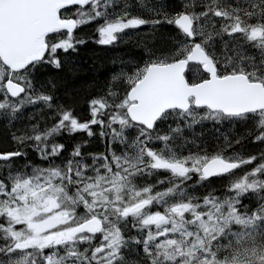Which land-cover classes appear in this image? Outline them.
I'll return each mask as SVG.
<instances>
[{
  "label": "snow or ice",
  "instance_id": "snow-or-ice-1",
  "mask_svg": "<svg viewBox=\"0 0 264 264\" xmlns=\"http://www.w3.org/2000/svg\"><path fill=\"white\" fill-rule=\"evenodd\" d=\"M0 145V264H264V0H0Z\"/></svg>",
  "mask_w": 264,
  "mask_h": 264
},
{
  "label": "trees",
  "instance_id": "trees-1",
  "mask_svg": "<svg viewBox=\"0 0 264 264\" xmlns=\"http://www.w3.org/2000/svg\"><path fill=\"white\" fill-rule=\"evenodd\" d=\"M94 24L93 25H88L86 27L82 28V33H87L89 36L94 35L93 31ZM104 46L96 45L94 44L91 40H89L88 45L86 47L81 48L80 56H79V61L81 64H83L85 67H91L93 62L95 61L97 64H99L102 60L104 59H110L113 55H118L119 53H112V52H105ZM99 57L100 59L97 60L96 58ZM93 145L96 144V141L92 142ZM103 145L100 146V149ZM249 150V149H248Z\"/></svg>",
  "mask_w": 264,
  "mask_h": 264
},
{
  "label": "rangeland",
  "instance_id": "rangeland-1",
  "mask_svg": "<svg viewBox=\"0 0 264 264\" xmlns=\"http://www.w3.org/2000/svg\"><path fill=\"white\" fill-rule=\"evenodd\" d=\"M83 27H86V26H83ZM94 29H95V25H94V28H93V31L92 32H94ZM43 123V122H42ZM0 146H4V145H0ZM103 147V146H102ZM91 150V149H90ZM100 150H103L102 148L100 149ZM248 151H259V147H256V148H254V149H249ZM217 187H218V185H217Z\"/></svg>",
  "mask_w": 264,
  "mask_h": 264
}]
</instances>
